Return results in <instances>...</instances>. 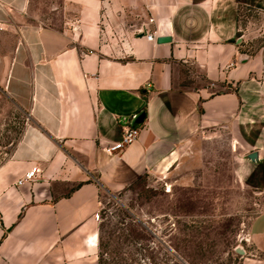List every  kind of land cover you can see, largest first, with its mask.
I'll use <instances>...</instances> for the list:
<instances>
[{
	"label": "crops",
	"instance_id": "0c3cea01",
	"mask_svg": "<svg viewBox=\"0 0 264 264\" xmlns=\"http://www.w3.org/2000/svg\"><path fill=\"white\" fill-rule=\"evenodd\" d=\"M243 7L264 19V0H0V115L7 99L27 121L0 159V264H101L103 195L167 174L212 130L264 189V43L243 51L264 21L243 29ZM248 237L242 264H264V211Z\"/></svg>",
	"mask_w": 264,
	"mask_h": 264
},
{
	"label": "rangeland",
	"instance_id": "374dc122",
	"mask_svg": "<svg viewBox=\"0 0 264 264\" xmlns=\"http://www.w3.org/2000/svg\"><path fill=\"white\" fill-rule=\"evenodd\" d=\"M263 21L258 10L241 9L243 29L250 23L257 29ZM13 42L0 31V59L11 53ZM263 43L264 36L243 51L252 54ZM26 122L4 99L0 159L18 142ZM238 158L229 132L212 130L183 151L167 174H147L105 193L101 264H242L251 254L249 225L264 211V189L250 183Z\"/></svg>",
	"mask_w": 264,
	"mask_h": 264
},
{
	"label": "built area",
	"instance_id": "2783aa9c",
	"mask_svg": "<svg viewBox=\"0 0 264 264\" xmlns=\"http://www.w3.org/2000/svg\"><path fill=\"white\" fill-rule=\"evenodd\" d=\"M150 22L153 23L154 20L151 19ZM147 38L148 40L153 41L155 39V33H150L147 36ZM139 132L140 129L139 127H137V125L135 126L132 125L131 127L130 126L124 127L122 130L121 140L112 146H108L107 148H105L104 151L110 156L115 155L120 151H124L128 146H130L132 143L136 141ZM37 174H38V168L37 167L32 168L29 172L25 174V176L21 180L17 182V185L21 186L26 182H31L35 180Z\"/></svg>",
	"mask_w": 264,
	"mask_h": 264
},
{
	"label": "water",
	"instance_id": "95a60500",
	"mask_svg": "<svg viewBox=\"0 0 264 264\" xmlns=\"http://www.w3.org/2000/svg\"><path fill=\"white\" fill-rule=\"evenodd\" d=\"M144 117H145V113L141 112L140 114H138L136 116L132 125L135 126L137 124H141L144 121ZM248 160L251 161L252 163H258L259 162L258 153L254 152V153L250 154L248 156Z\"/></svg>",
	"mask_w": 264,
	"mask_h": 264
}]
</instances>
